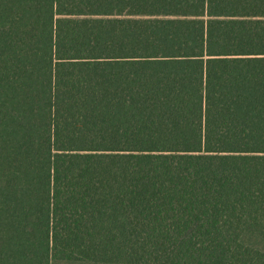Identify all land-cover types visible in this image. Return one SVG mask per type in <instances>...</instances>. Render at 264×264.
Wrapping results in <instances>:
<instances>
[{
	"label": "trees",
	"instance_id": "trees-1",
	"mask_svg": "<svg viewBox=\"0 0 264 264\" xmlns=\"http://www.w3.org/2000/svg\"><path fill=\"white\" fill-rule=\"evenodd\" d=\"M0 264H264V0H0Z\"/></svg>",
	"mask_w": 264,
	"mask_h": 264
}]
</instances>
